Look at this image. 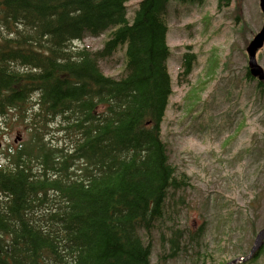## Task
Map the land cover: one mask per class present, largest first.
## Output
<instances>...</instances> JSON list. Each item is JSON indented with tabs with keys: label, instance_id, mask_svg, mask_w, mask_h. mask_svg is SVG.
Segmentation results:
<instances>
[{
	"label": "trees",
	"instance_id": "obj_1",
	"mask_svg": "<svg viewBox=\"0 0 264 264\" xmlns=\"http://www.w3.org/2000/svg\"><path fill=\"white\" fill-rule=\"evenodd\" d=\"M168 3L142 0L130 23L127 0H0V119L27 132L0 160V264H152L165 204L187 184L162 140ZM102 36L99 50L77 46ZM118 51L122 73L107 76L100 63ZM197 61L184 55L181 80ZM171 233L170 257L211 259L202 232Z\"/></svg>",
	"mask_w": 264,
	"mask_h": 264
},
{
	"label": "rangeland",
	"instance_id": "obj_2",
	"mask_svg": "<svg viewBox=\"0 0 264 264\" xmlns=\"http://www.w3.org/2000/svg\"><path fill=\"white\" fill-rule=\"evenodd\" d=\"M141 1L127 0L130 23ZM201 1L168 3L174 94L162 124V139L168 145L176 176L187 184L173 192L175 200L165 204V244L162 231L153 232L154 264H193L190 255L163 259L172 251L169 240L173 229L204 233V252L212 253L211 264H222L249 254L257 233L264 228V91L257 80L246 77V47L263 26L260 0H231L229 6L225 0H220L221 5L218 0ZM105 40V36L88 37L77 44L95 51ZM186 53L199 59L192 74L180 83ZM257 58L264 66V48ZM213 61L223 65L221 69L216 65L215 76L209 77L208 65ZM124 63V54L118 51L100 66L107 76L118 78ZM240 122L245 129L228 144V135H235ZM26 139L25 125L7 126L0 119V160L4 162L7 151ZM181 196L186 200L180 201ZM246 198H257L258 208L242 210ZM224 226L231 230L226 232ZM254 264H264V250Z\"/></svg>",
	"mask_w": 264,
	"mask_h": 264
},
{
	"label": "water",
	"instance_id": "obj_3",
	"mask_svg": "<svg viewBox=\"0 0 264 264\" xmlns=\"http://www.w3.org/2000/svg\"><path fill=\"white\" fill-rule=\"evenodd\" d=\"M260 6L264 15V0H261ZM264 46V26L262 30L254 37L249 46L247 47V53L249 55V68L250 73L254 78H258L264 83V68L257 61V52ZM0 143V149H1ZM264 242V229L257 235L254 246L247 257H241L237 260H233L228 264H235L241 261H249L255 252L263 245Z\"/></svg>",
	"mask_w": 264,
	"mask_h": 264
}]
</instances>
